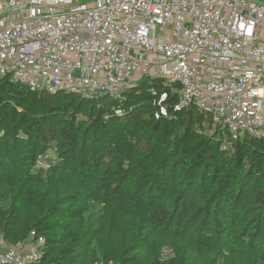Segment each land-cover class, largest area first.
<instances>
[{
    "label": "trees",
    "instance_id": "1",
    "mask_svg": "<svg viewBox=\"0 0 264 264\" xmlns=\"http://www.w3.org/2000/svg\"><path fill=\"white\" fill-rule=\"evenodd\" d=\"M154 89H127L119 114L0 79V234L44 238L30 264H264V136L195 108L156 119Z\"/></svg>",
    "mask_w": 264,
    "mask_h": 264
},
{
    "label": "built area",
    "instance_id": "2",
    "mask_svg": "<svg viewBox=\"0 0 264 264\" xmlns=\"http://www.w3.org/2000/svg\"><path fill=\"white\" fill-rule=\"evenodd\" d=\"M32 91L110 96L144 78L156 119L195 108L233 139L264 136V4L256 0H0V79ZM170 94L177 96L169 108ZM44 238L0 234V264L39 260Z\"/></svg>",
    "mask_w": 264,
    "mask_h": 264
},
{
    "label": "rangeland",
    "instance_id": "3",
    "mask_svg": "<svg viewBox=\"0 0 264 264\" xmlns=\"http://www.w3.org/2000/svg\"><path fill=\"white\" fill-rule=\"evenodd\" d=\"M83 1V0H82ZM256 1H258L259 3H262V4H264V0H256ZM212 132V131H211ZM208 133H209V131H208ZM211 134V133H210ZM53 158H54V155H51ZM43 165L45 166V165H47V164H45V163H43ZM93 210H94V208H91V207H89V212H88V214H93L94 212H93ZM170 253V251H168V250H166V254H169Z\"/></svg>",
    "mask_w": 264,
    "mask_h": 264
}]
</instances>
